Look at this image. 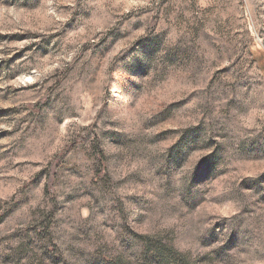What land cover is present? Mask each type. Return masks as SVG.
Instances as JSON below:
<instances>
[{"label":"rangeland","instance_id":"obj_1","mask_svg":"<svg viewBox=\"0 0 264 264\" xmlns=\"http://www.w3.org/2000/svg\"><path fill=\"white\" fill-rule=\"evenodd\" d=\"M23 240L264 264V0H0L3 264Z\"/></svg>","mask_w":264,"mask_h":264},{"label":"trees","instance_id":"obj_2","mask_svg":"<svg viewBox=\"0 0 264 264\" xmlns=\"http://www.w3.org/2000/svg\"><path fill=\"white\" fill-rule=\"evenodd\" d=\"M49 236L48 233H42L40 236H38V241L43 240L44 238H47ZM30 239V236L26 237ZM25 240H23L22 242H19L17 245H15L14 247L10 248L8 253L5 255L6 257V261L12 260V264H24L21 263L22 261V256H26L27 254H29V256H27V261L29 260H35L36 263L35 264H50L47 260H49L50 262H53L57 256L59 257V253L55 252V251H49L47 248L43 247L42 248V252L41 255L38 256L36 253H34L33 251H31V253L28 252V248H26V246L24 245ZM22 253V256H21ZM0 264H3L2 261H0Z\"/></svg>","mask_w":264,"mask_h":264}]
</instances>
